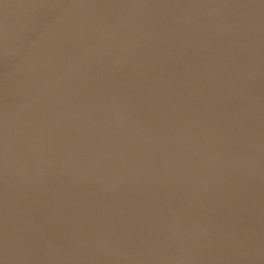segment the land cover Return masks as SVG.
<instances>
[{
  "label": "water",
  "instance_id": "obj_1",
  "mask_svg": "<svg viewBox=\"0 0 264 264\" xmlns=\"http://www.w3.org/2000/svg\"><path fill=\"white\" fill-rule=\"evenodd\" d=\"M0 264H264V0H0Z\"/></svg>",
  "mask_w": 264,
  "mask_h": 264
}]
</instances>
